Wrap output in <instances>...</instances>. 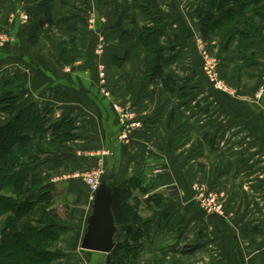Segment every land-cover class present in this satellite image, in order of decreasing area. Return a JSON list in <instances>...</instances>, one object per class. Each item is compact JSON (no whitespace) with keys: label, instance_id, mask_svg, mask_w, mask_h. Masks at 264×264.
<instances>
[{"label":"crops","instance_id":"1","mask_svg":"<svg viewBox=\"0 0 264 264\" xmlns=\"http://www.w3.org/2000/svg\"><path fill=\"white\" fill-rule=\"evenodd\" d=\"M134 1L0 0V35L11 37L0 49V100L7 93L15 97L16 112L29 105L49 112L46 127L54 118L73 124L70 142L56 148L48 147V134L34 137L42 142L36 172L53 195L47 211L63 227L51 264H106L105 254L80 249L92 200L73 177L96 168L102 153L106 171L117 157L116 186L132 179L146 186L150 180L165 204L153 207L146 202L152 193H134L147 237L133 264H264V0L245 14L251 37L243 41L241 26L229 38H202L205 0H156L151 17ZM212 15L222 17L215 10ZM117 25L134 36L122 40ZM144 29H162L157 47L167 61L163 77L177 80L173 92L161 81H146L157 57L138 38ZM202 52L218 55V77L233 94L209 87ZM112 106L132 111L140 124L123 141ZM210 115L217 116L212 119L222 129V143H232L218 155V186L238 193L226 199L231 212L223 217L195 216L192 197L197 185L209 188L213 156L198 153L195 143L204 144ZM5 119L1 115L0 123ZM153 170L162 172L148 175ZM125 237V227H118L114 241ZM196 245L194 253L182 254Z\"/></svg>","mask_w":264,"mask_h":264},{"label":"trees","instance_id":"2","mask_svg":"<svg viewBox=\"0 0 264 264\" xmlns=\"http://www.w3.org/2000/svg\"><path fill=\"white\" fill-rule=\"evenodd\" d=\"M144 1L134 2L143 14L151 17L152 10L156 8V0H146L148 4ZM262 1L205 0L207 11L200 15L199 25L202 38L218 36L216 30L226 25L228 27L229 22L233 21L228 27V33L220 36L223 38L234 36L240 32L236 27L241 26L243 30L239 33L240 38L242 41L249 39L251 32L248 30L249 21L245 14ZM213 10L222 14L220 20L214 19ZM260 11H264V7ZM46 14L48 15L47 11ZM46 21L49 22L50 18L47 17ZM80 21L84 22L82 19ZM155 24H158L157 21ZM114 28L121 33L122 40L134 36L133 31L125 30L120 25ZM161 34L162 29H144L138 33L139 40L152 53L154 51L157 57V61L151 64L146 81L148 84L161 81L164 88L173 92L177 80L171 76L163 77L167 61L160 55L164 49L157 47ZM0 104L4 106L0 111L14 114L5 124L0 125V264H51L58 256L51 249L58 241L63 227L58 225L55 215L47 211L52 204L53 195L48 192L47 185L42 186L39 176L32 173L34 167L30 166L29 162H34L35 158L30 155L28 146L38 134H49L50 143L70 140L71 134H68V130L73 126L71 122L63 119L46 127L49 112L44 113L33 105L16 112L15 97L7 93L0 100ZM105 176L111 177L108 172ZM136 190L147 194L148 190L142 186L141 179H132L118 186L114 184L112 214L117 230L118 227H125L126 237L122 242H116L113 251L107 255L106 264H133L140 251L141 240L147 237V222L137 208V197L134 196ZM146 202L154 203L158 208L162 205L160 197L151 195L147 197ZM40 203V214L36 218L34 212ZM198 248L199 245L186 246L182 254H192Z\"/></svg>","mask_w":264,"mask_h":264},{"label":"rangeland","instance_id":"3","mask_svg":"<svg viewBox=\"0 0 264 264\" xmlns=\"http://www.w3.org/2000/svg\"><path fill=\"white\" fill-rule=\"evenodd\" d=\"M232 23H233V21H230L229 24H228V27H230ZM228 27L226 25L225 27H222V29H217L216 30L217 34L218 35H221V34L224 35V34L228 33V31H229ZM9 36L10 35L8 33H4L3 35H0V40L1 39H5L6 40L5 44H3V46L0 47V49H2L7 43L10 42V38L11 37H9ZM101 51H102V48H99L97 50V53H101ZM207 54H209V53H207ZM210 56L213 57V58H216V60L218 61V66H217V69H216V73L218 75V69H219V65H220L219 57L216 54H215V56H212V55H210ZM101 66H103V65L100 64L99 69H100ZM200 67H201V65H200ZM103 69H104L103 72H104V76H105V67L104 66H103ZM99 71H101V70H99ZM202 74H203L204 78L207 80L209 87L213 91L218 92L221 95H222V92L226 93L227 95H228V93L233 94V91L230 90V88H228V86H226L225 84H224V86L226 87V91L225 90L221 91V90L215 88V86L207 79L206 75L203 72H202ZM99 75H100V73H99ZM1 107L2 106L0 105V108ZM112 109H113L112 110L113 113L116 114V117H117V120H118V124H119L118 125L119 126V130H118V134H117V138L119 139L120 135L122 134L121 122H120V119L118 118L119 117L118 116V112L114 109V106H112ZM45 112L47 113V111H44V113ZM130 112L133 114L132 122L134 121V123L136 124V128L139 127L140 124H139L138 121L135 120L134 113L132 111H130ZM211 113H212V111H211ZM1 115H3V117L5 115L7 117V119H9V120L11 119L10 117H12V113L6 112V111L5 112L4 111H0V116ZM214 117H217V116L210 115V119H212ZM7 119L2 121L0 124H2V125L5 124L8 121ZM59 119L63 120L62 118H57V119L54 118L53 120L61 121ZM55 121H51V123H54ZM214 122H215V120L212 119L209 125L205 124V126H204L205 132L207 133L205 135V139L206 140L204 141V144H199L200 145L199 146L197 144L198 142L195 143L196 151H199L198 153H200L202 151H208L213 156V158H211V162H210L211 169H210L209 174L207 175V176H209V179L206 180L207 182L205 181V183H207L209 188H207V187L204 188V186H202V185H199V186L197 185L196 189H194L192 191V193H193L192 194L193 201L196 203L195 216L201 214V215H208V216H214V217H216V216L218 217V216L222 215V217H223L224 212H227V213L231 212V211H229L231 209L229 207H226V203H227L226 199H228V197L230 198V197L235 196L236 194H238L236 192L233 193L232 191H229L227 189H224V188L218 186L220 184V180L222 181V160H221V157H219L218 155H219L220 152L222 153V147L226 148L227 150L231 149L232 147L230 148V144H232V143H226V144L224 143L225 145L222 143V138L219 137V135H220L219 133L221 132L222 129H220V126H216L214 124ZM72 126H73V124H72ZM134 129L135 128L133 127V128H131V129L127 130V131L123 130V134L125 135V137H128L129 132L134 130ZM72 130H73V127L70 130H68V134H71L70 135L71 138L74 136V135H72ZM29 132H30V134H32V130H30ZM48 136L50 137L49 134H48ZM209 136H211V137L209 138ZM263 140H264V138H263ZM66 142H70V141L67 140V141L62 142V143H56V142L55 143H52V142L50 143V140H48L47 144H48V147L51 149V148H56V147H58V145L66 143ZM262 144H263V146H262L261 149H264V141H263ZM41 149H42V142L35 140V138L31 141L30 145L28 146L29 153L32 150H34V153H35V151H37V154L35 156H32L30 154L32 157L35 158L34 162H29L28 161L29 165L34 167L33 170H32V173L37 174V175H38V173L36 171H37V168L40 165L38 163H39L40 160H42V157L40 155ZM106 155H107V153H104V154L102 153V159L99 160L100 162H98V165H97L96 168L90 169L89 171H86V172H84L82 174H77L76 173L75 175H73L74 179H77L78 181H80V183H82L84 185L85 189H87V193L89 194L88 197L90 198V200H92L93 196H92V194L90 192V188H89V185H88V178L91 175H93V173L94 174L97 173V174H95V176H96L97 180L99 181L100 177L105 172L106 173L108 172V171L105 170V159H104V157H106ZM24 162H26V160H24ZM148 165H150V163ZM161 172H162L161 170H159V171L158 170H153V172L149 173L148 175L156 176V175H160ZM108 174L113 176L112 171H109ZM196 176H200V175L196 174ZM245 178H246V176H245ZM249 178H248V180H250ZM146 180L148 181V179H146ZM141 181H142V186L145 187V189L148 190L147 193H149V194L152 193L150 195L151 196H156L157 198L160 197L159 195L157 196L156 192L153 193L154 192V188H153L154 185L149 187L151 185L150 184L151 183L150 180L147 182L148 184H146V186H144L143 180H141ZM247 182H249V181H247ZM42 184H43V182H42ZM136 191H137V194L139 196L143 195L141 193V191H139V190H136ZM239 196H241V195H239ZM204 199L213 200L214 203H212V205H216V207H220V208H217V209L211 208L210 212L206 211V208L205 207L203 208V206H202V200H204ZM52 203H53V200H52ZM151 204H152L153 207H155L154 203H151ZM164 206H165V204L161 205L160 208L164 207ZM233 213L234 212H232V214ZM151 215H152V212L150 213V216ZM226 224H228V223H225L224 221H222V225L228 227ZM105 258H107V255H105ZM105 261H106V259H105Z\"/></svg>","mask_w":264,"mask_h":264},{"label":"water","instance_id":"4","mask_svg":"<svg viewBox=\"0 0 264 264\" xmlns=\"http://www.w3.org/2000/svg\"><path fill=\"white\" fill-rule=\"evenodd\" d=\"M115 160V164L111 163L108 166V172L117 171V157ZM105 173L100 177L92 198L91 213L86 219L80 249L109 255L116 246L114 237L117 233V226L111 209L115 178L111 175L108 178Z\"/></svg>","mask_w":264,"mask_h":264},{"label":"built area","instance_id":"5","mask_svg":"<svg viewBox=\"0 0 264 264\" xmlns=\"http://www.w3.org/2000/svg\"><path fill=\"white\" fill-rule=\"evenodd\" d=\"M5 42H6L5 39H1L0 47H2L3 44H5ZM217 66H218V61L216 60V58L211 57L206 52L201 53L202 72L206 75L207 79L215 86V88L221 91L222 90L226 91V87L224 86V83L219 79L216 73ZM100 70H101L100 77L104 81L105 76L103 72L104 71L103 66L100 67ZM114 109L118 112V116H119L118 118L120 119V122H121L122 134L120 135L119 139L123 141L127 138L123 134V130L127 131L133 127L136 128V124L134 123V121L132 122L133 114L128 109H122V108H119L118 106H114ZM95 174L93 173V175H91L88 178V185H89L92 196L94 195V192L96 191L98 184H99V181L97 180ZM212 203H214V201L210 199L202 200V206L203 208L205 207L206 211L208 212H210L211 208L213 209L220 208V207H216V205H212Z\"/></svg>","mask_w":264,"mask_h":264}]
</instances>
